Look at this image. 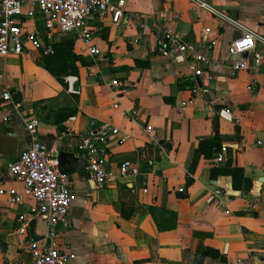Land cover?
<instances>
[{"label": "crops", "instance_id": "obj_1", "mask_svg": "<svg viewBox=\"0 0 264 264\" xmlns=\"http://www.w3.org/2000/svg\"><path fill=\"white\" fill-rule=\"evenodd\" d=\"M112 1L141 15L150 31L95 15L89 25L101 52L92 57L76 33L50 32L41 15L25 16V33L39 32L53 52H38L37 59L0 56V189L23 194L6 168L31 142L26 121L38 117V137L55 155L62 148L82 159L78 145L91 121L109 122L125 140L108 138L107 167L117 171L132 161L140 174L100 188L86 169L67 173L74 200L58 223L59 246L72 255L67 264H264V64L234 71L228 48L238 31L194 13L188 0ZM209 1L264 35V0ZM165 24L208 55L201 77L156 52L154 28ZM203 38L216 41L213 49L203 50ZM208 139L220 143L209 158L200 150ZM222 152L225 160L218 162ZM228 160L243 168L248 189L235 190L230 175L212 178V167ZM213 189L221 190L226 206L209 202ZM35 206L27 195L16 204L8 192L0 194V264H33L15 231L19 216ZM46 231L35 219L28 235L42 239Z\"/></svg>", "mask_w": 264, "mask_h": 264}, {"label": "built area", "instance_id": "obj_2", "mask_svg": "<svg viewBox=\"0 0 264 264\" xmlns=\"http://www.w3.org/2000/svg\"><path fill=\"white\" fill-rule=\"evenodd\" d=\"M194 13L203 11L212 17L234 27L238 35L231 41L228 52L236 57L232 69L238 71H258L264 64V35L252 29L227 10L220 9L209 0H188ZM41 15L45 26L50 32L60 30L62 32L76 33L84 41L90 56L96 57L100 49L93 43V28L89 21L95 15L100 18L111 17L112 22L119 25L136 24L142 33H148L151 29L149 22L133 12L122 8L112 0H0V56L27 55L37 59V53L49 54L53 52L52 46H45L39 32H26L23 20L26 17L34 18ZM178 18V15H174ZM101 26L97 27L100 30ZM210 29H204L206 34ZM155 50L159 55L173 60L176 64H185L196 77L204 74V69L210 64V58L203 51H197L195 47L184 41L181 33L171 24L156 26ZM203 37H205L203 35ZM203 50H210L216 45L215 40L209 41L203 38ZM138 42V39H134ZM193 58H191V57ZM113 86L120 88V82L113 80ZM198 89H195V92ZM5 100H12L11 93L5 91ZM188 103H193L190 99ZM188 103L184 102L183 106ZM22 103H14V109L19 112ZM119 108V103L115 104ZM222 110L225 118H231L228 111ZM225 113V114H224ZM133 114H136L133 112ZM38 117L26 121V130L31 137L28 148L22 152L16 161L9 162L6 170L23 184V194L16 189L5 191L0 189V194L6 192L11 195L12 202L22 203L23 196L31 197L36 206L29 213H22L19 218L20 227L15 231L24 238V245L31 252L33 264H67L72 255L59 246L60 233L58 223L65 221L74 200L71 187L68 182L69 175L59 168V162L54 150L38 137ZM153 127L148 126L147 131L152 132ZM120 128L109 122L98 123L91 121L87 136L83 137L78 145V151L85 156L86 170L100 187H108L116 184L123 178L136 177L140 174L139 167L132 161H123L117 171L107 167V159L104 145L111 136L119 137L123 143L125 137H121ZM225 160L224 153L217 157L218 162ZM2 173H0L1 178ZM184 191L183 188L180 189ZM209 202L219 206H226L222 199V192L213 189L210 192ZM230 213V210L227 209ZM40 219L47 224L44 238L37 239L28 235L31 221Z\"/></svg>", "mask_w": 264, "mask_h": 264}, {"label": "trees", "instance_id": "obj_3", "mask_svg": "<svg viewBox=\"0 0 264 264\" xmlns=\"http://www.w3.org/2000/svg\"><path fill=\"white\" fill-rule=\"evenodd\" d=\"M57 47L59 51H62V48L59 46ZM218 146H220L219 142H216L214 139H208L200 143V150L207 158H209L213 154V149ZM220 175L232 176L233 188L235 190H246L250 187V181L245 177L243 168L233 166L231 160L227 161L225 167H212V178L217 179Z\"/></svg>", "mask_w": 264, "mask_h": 264}, {"label": "water", "instance_id": "obj_4", "mask_svg": "<svg viewBox=\"0 0 264 264\" xmlns=\"http://www.w3.org/2000/svg\"><path fill=\"white\" fill-rule=\"evenodd\" d=\"M57 158L59 168L64 173L84 172L86 169V160L77 157L75 152L60 148Z\"/></svg>", "mask_w": 264, "mask_h": 264}]
</instances>
